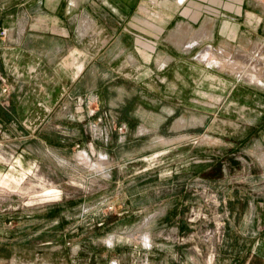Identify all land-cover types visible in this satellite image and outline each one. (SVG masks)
Instances as JSON below:
<instances>
[{"label": "rangeland", "instance_id": "374dc122", "mask_svg": "<svg viewBox=\"0 0 264 264\" xmlns=\"http://www.w3.org/2000/svg\"><path fill=\"white\" fill-rule=\"evenodd\" d=\"M22 4L0 0V264H244L264 52L150 53L80 0L61 20Z\"/></svg>", "mask_w": 264, "mask_h": 264}, {"label": "crops", "instance_id": "0c3cea01", "mask_svg": "<svg viewBox=\"0 0 264 264\" xmlns=\"http://www.w3.org/2000/svg\"><path fill=\"white\" fill-rule=\"evenodd\" d=\"M38 11L47 9L49 16L66 18V2L73 0H22ZM81 13L102 17L116 27L118 36L132 38L134 49L138 38L165 50L175 57H196L205 47L221 49L230 57H249L252 50L264 52V0H80ZM65 5V8H64ZM62 8V9H61ZM60 9L62 11H60ZM153 50V51H151ZM207 49L202 57L213 56ZM209 51V52H208ZM157 65L167 66L172 58L156 53ZM152 57V56H151ZM168 57V58H167ZM215 62V60H213ZM264 62V60H263ZM4 63L0 64V67ZM244 69V68H243ZM255 70V69H253ZM251 77H248V76ZM244 77L261 85L253 74ZM258 79V80H257ZM253 80V81H252ZM255 80V81H254ZM264 216V213L260 214ZM256 244L245 256L244 264H264V219ZM147 239V236H145ZM251 239V238H250ZM250 246V244H248ZM249 250V249H248ZM235 264V263H234Z\"/></svg>", "mask_w": 264, "mask_h": 264}, {"label": "bare ground", "instance_id": "6f19581e", "mask_svg": "<svg viewBox=\"0 0 264 264\" xmlns=\"http://www.w3.org/2000/svg\"><path fill=\"white\" fill-rule=\"evenodd\" d=\"M210 51H211V50H210ZM208 52H209V51H208ZM213 58H214V57H213ZM216 59H217V58H216ZM215 62H216V64H217L218 61L215 60ZM215 62H214V63H215ZM221 62H222V61H221ZM219 64H220V63H219ZM220 65H221V64H220ZM224 65H225V64H224ZM252 66H253V65H252ZM254 68H255V67H254ZM254 68H253V69H254ZM238 69H239V68H238ZM246 76H248V75H246ZM248 77H251V76H248ZM254 77H255V75H254ZM246 78H247V77H246ZM251 79H252V78H251ZM251 79H248V80H251ZM255 79H256V77H255ZM257 80H258V79H257ZM252 81H253V80H252ZM254 81H255V80H254Z\"/></svg>", "mask_w": 264, "mask_h": 264}]
</instances>
